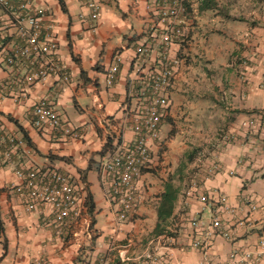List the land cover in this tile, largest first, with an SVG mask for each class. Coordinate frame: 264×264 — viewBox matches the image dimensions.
<instances>
[{
    "label": "crops",
    "instance_id": "crops-1",
    "mask_svg": "<svg viewBox=\"0 0 264 264\" xmlns=\"http://www.w3.org/2000/svg\"><path fill=\"white\" fill-rule=\"evenodd\" d=\"M30 1L54 21L60 70L25 88L0 87V130L8 138L0 146V264H234L233 257L264 264V0H214L204 9V0H186L183 38L168 44V25L159 21L163 0ZM90 2L98 6L97 17ZM0 17L9 23L8 13L2 10ZM14 32L5 28V34ZM17 41L13 37L7 46ZM142 45L152 48L144 66L137 53ZM165 58L175 74L161 140L152 166L138 177V209L119 223L101 162L118 142L135 138L138 78ZM29 68L17 71L24 75ZM14 71L0 56V82H10ZM45 97L80 128L79 137L33 126L32 109ZM252 118L254 127L243 125ZM190 155V164H201L188 176ZM36 166L72 175L84 202L91 191V240L85 215L74 225L77 238L57 232L49 208L27 209L14 185L21 181L18 170ZM170 176L181 191L165 232L158 234V206ZM193 217L205 226L219 217L231 237L217 234L209 250L195 247L206 232L192 224Z\"/></svg>",
    "mask_w": 264,
    "mask_h": 264
},
{
    "label": "built area",
    "instance_id": "built-area-1",
    "mask_svg": "<svg viewBox=\"0 0 264 264\" xmlns=\"http://www.w3.org/2000/svg\"><path fill=\"white\" fill-rule=\"evenodd\" d=\"M185 2L186 0H163L159 21L168 25L164 33L166 44L171 43L173 39L183 38L181 23L182 15L186 12ZM89 6L94 11L93 16L97 17L98 6L94 2H90ZM2 10L8 13L10 20L8 24H4L0 17V56L16 72H13L10 82H0V87L25 88L26 85L46 81L53 73L58 72L59 43L54 21L48 16L47 10L31 3L30 0H0V11ZM6 27L15 28L14 34H5ZM13 37L18 41L9 48L7 41ZM151 49L149 45L138 47L137 53L142 66L148 62ZM25 64H29L30 68L21 75L17 70ZM116 69L117 67H114L112 77ZM174 74L173 62L165 58L151 74L138 78L141 112L134 114L132 120L135 138L131 141L118 142L112 155L101 162L102 171L110 182L108 199L112 204L118 205L116 213L119 223L127 220L138 209L142 197L138 177L145 168L153 164V149L160 143L163 119L171 103L170 88ZM64 78L68 79V75ZM130 116L132 111L128 112V117ZM31 120L33 126L37 128L49 126L60 131L64 137L77 138L81 134L79 127L73 126L61 117L48 97L36 103L31 112ZM256 121V118H252L244 121L243 125L251 128L256 125ZM7 141V136L0 130V146ZM11 142L13 143V139ZM6 154L9 156L10 152ZM214 167L218 168L219 165L215 163ZM17 173L21 181L14 185V189L23 198L28 210L49 208L52 214L50 223L57 232L60 235L70 234L77 238L80 234L74 230V225L85 215L86 241L92 239L93 217L86 201H83L79 184L72 175L53 166L20 169ZM192 192L193 189L188 191L190 194ZM223 208L228 212L234 211L227 204H224ZM191 222L206 232L203 239L194 241L195 247L209 250L213 246L211 239L217 234L226 238L231 237L230 231L223 227L219 217H214L206 226L204 220L199 217H193ZM260 254L264 255V240L261 243ZM233 258L234 264H243L246 260Z\"/></svg>",
    "mask_w": 264,
    "mask_h": 264
},
{
    "label": "trees",
    "instance_id": "trees-1",
    "mask_svg": "<svg viewBox=\"0 0 264 264\" xmlns=\"http://www.w3.org/2000/svg\"><path fill=\"white\" fill-rule=\"evenodd\" d=\"M216 2L214 0H204V4H202L203 9L205 7L214 6ZM190 158H192V155H190ZM181 178V177H180ZM175 176H170L165 184V189L161 195V202L158 206V222L155 227V232L158 234H162L165 232L168 220L170 217H172L174 213V209L176 206V202L178 200L179 194H180V186L176 184ZM178 180V179H177ZM86 204L88 205V209L90 213H93V210L95 208V202L93 198V194L91 191L87 192L86 195ZM168 235L173 236V233H168Z\"/></svg>",
    "mask_w": 264,
    "mask_h": 264
},
{
    "label": "rangeland",
    "instance_id": "rangeland-1",
    "mask_svg": "<svg viewBox=\"0 0 264 264\" xmlns=\"http://www.w3.org/2000/svg\"><path fill=\"white\" fill-rule=\"evenodd\" d=\"M167 129H170V125L169 124L167 125ZM172 132H175V131H172ZM160 135H161V132H160ZM192 158H193V156H192ZM186 160H187L186 162L189 163V165L186 164V162H184V165L186 164L185 166H186V168H188L187 170L189 172L188 176H190L194 171H196L199 168L198 165L201 164V162L200 161H197V162L195 161V163H193V164L191 163L192 164L191 165L190 164L191 158L190 157H187ZM95 180H96V183H98L97 176H96V179ZM96 195L99 196V186H98V189L96 190Z\"/></svg>",
    "mask_w": 264,
    "mask_h": 264
}]
</instances>
